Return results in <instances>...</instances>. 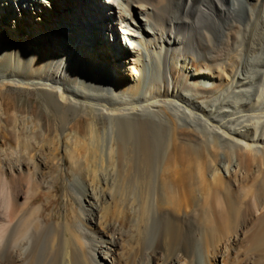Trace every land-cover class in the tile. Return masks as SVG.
Wrapping results in <instances>:
<instances>
[{
    "label": "bare ground",
    "instance_id": "obj_1",
    "mask_svg": "<svg viewBox=\"0 0 264 264\" xmlns=\"http://www.w3.org/2000/svg\"><path fill=\"white\" fill-rule=\"evenodd\" d=\"M0 70V264H264V0H0Z\"/></svg>",
    "mask_w": 264,
    "mask_h": 264
},
{
    "label": "rangeland",
    "instance_id": "obj_2",
    "mask_svg": "<svg viewBox=\"0 0 264 264\" xmlns=\"http://www.w3.org/2000/svg\"><path fill=\"white\" fill-rule=\"evenodd\" d=\"M193 63H194V65L192 68V73H197V72L203 71L206 68V66H205L206 64L202 58L195 57ZM176 72L177 73L175 75L179 76L178 87L182 90L191 88V84L189 82L190 76L187 74H184V75L180 74L179 75V72L178 71H176ZM76 77H77L76 79L78 80V76H76ZM197 77H201V76H197ZM219 85H220L219 83H215L209 89L201 88V90H200L201 94L199 96V100L209 99V97H210L209 92L218 88ZM0 97L3 99L5 106L7 108H9V105L12 104L13 108L18 109L19 111L21 110L22 112L31 113V114L35 115L37 117V119H39L43 122L44 126H48L50 124V119H52L53 116H50L46 113V110L44 108L42 100L38 97V95L34 89L23 88V87L15 88L9 84L3 85V86L0 85ZM0 108H1V103H0ZM84 124H85L84 121H80L79 126H84ZM192 137L199 139V138H201V135L199 132H196V135L194 134V135H192ZM182 138H185V136L182 135ZM8 142H9V140H7L6 143H8ZM220 161H222V157L220 158ZM68 175L70 176V174H68ZM248 182H250V183H248ZM252 182L253 181L249 180L246 183L248 185H252ZM67 189H68V179L65 178L64 181L62 182V184L57 186L56 200L47 207L46 213L53 212L54 210H57V209H61V210L65 209V205L67 202L66 201ZM38 201H39V204H45L46 203L44 197H42V196H40L38 198ZM207 249H209V248L208 247L206 248V246H204V249L202 248L200 254L196 255L195 261L197 263L203 261L205 264H208V261H209V253L208 252H210V251ZM181 264H183V262H181ZM217 264H222L221 259H220V261H218Z\"/></svg>",
    "mask_w": 264,
    "mask_h": 264
}]
</instances>
